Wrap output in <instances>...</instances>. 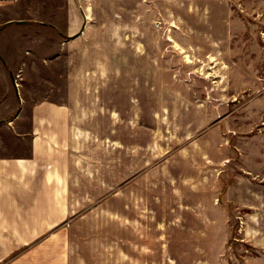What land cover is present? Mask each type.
<instances>
[{
  "label": "rangeland",
  "instance_id": "1",
  "mask_svg": "<svg viewBox=\"0 0 264 264\" xmlns=\"http://www.w3.org/2000/svg\"><path fill=\"white\" fill-rule=\"evenodd\" d=\"M6 11L22 96L70 108V264H264V0Z\"/></svg>",
  "mask_w": 264,
  "mask_h": 264
},
{
  "label": "crops",
  "instance_id": "2",
  "mask_svg": "<svg viewBox=\"0 0 264 264\" xmlns=\"http://www.w3.org/2000/svg\"><path fill=\"white\" fill-rule=\"evenodd\" d=\"M17 1L0 0V264H70L76 135L67 103L31 102L21 94L20 73L35 56L32 49L22 51L16 37L26 20L5 24L22 19L2 17Z\"/></svg>",
  "mask_w": 264,
  "mask_h": 264
},
{
  "label": "water",
  "instance_id": "3",
  "mask_svg": "<svg viewBox=\"0 0 264 264\" xmlns=\"http://www.w3.org/2000/svg\"><path fill=\"white\" fill-rule=\"evenodd\" d=\"M84 18L86 19V17H84ZM9 23L21 24V23H24V20H9L5 24H9ZM5 24H3V25H5ZM84 24H85V22H84ZM84 24L81 27V29L79 30V32H77V33L73 34V36H69V37L73 38V37L77 36L78 34H80L84 29Z\"/></svg>",
  "mask_w": 264,
  "mask_h": 264
}]
</instances>
